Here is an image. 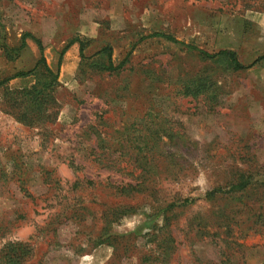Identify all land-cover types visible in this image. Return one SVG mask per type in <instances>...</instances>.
I'll use <instances>...</instances> for the list:
<instances>
[{
    "label": "rangeland",
    "instance_id": "rangeland-1",
    "mask_svg": "<svg viewBox=\"0 0 264 264\" xmlns=\"http://www.w3.org/2000/svg\"><path fill=\"white\" fill-rule=\"evenodd\" d=\"M25 33L57 77L52 88L39 66L0 88L4 255L148 264L170 239L167 264H264V60L234 71L144 38L250 65L264 55V0H0V80L38 60L31 38L17 56L2 48ZM72 39L87 59L73 44L57 69ZM104 48L119 70L96 68ZM34 87L38 106L12 94ZM140 151L154 156L146 177L129 160ZM241 179L243 191L202 198ZM179 199L195 201L168 209Z\"/></svg>",
    "mask_w": 264,
    "mask_h": 264
},
{
    "label": "trees",
    "instance_id": "trees-1",
    "mask_svg": "<svg viewBox=\"0 0 264 264\" xmlns=\"http://www.w3.org/2000/svg\"><path fill=\"white\" fill-rule=\"evenodd\" d=\"M27 38H31L36 43V45L38 47V50H39L38 60L36 61L35 65L32 69H30L28 71H18L9 77L1 79L0 80V88L5 86L9 81H11L13 79L24 78V77L33 75L37 71L39 66H42L46 75H48L54 79L52 81L53 84L51 85L52 88L54 87L57 74L52 72L51 69L48 67L46 60H45V57L43 55V48H42L41 42L38 39L32 37L29 33H25L22 35L20 46L17 49H14V50L7 49V47L5 45H3L2 48L4 49V51L6 53L9 54L10 52H14L15 56H17L18 53L25 47V43H26ZM144 38L145 39H151V38L166 39L169 42H173L175 44L182 45L184 48L188 49L189 51L196 52L199 56H201L202 58L207 59V60L224 59L228 63L229 67L234 71L246 70V69L250 68L253 64H255L261 60H264V55H262V56L258 57L257 59H255L250 65H244L238 60L237 55H236L235 51H233V50L225 49V50H220L214 54H209V53H206L204 51L197 49L194 46L187 45L185 43H180L179 41H177L173 37L167 36V35H164L161 33H153V34H150ZM73 44L78 45L79 57L82 60L87 59V57L84 53L86 50L85 49V45H86L85 42L79 41L78 39H72L59 52L58 59H57V69H59L61 66L62 59H63L65 52ZM102 53L105 56V59L103 60L102 64H99L98 67H96L97 69L113 72V71L119 70L126 62V61H122V62L118 63L117 65H114L112 62V59H111V50L109 48H104ZM97 60H95V62ZM124 60H126V59H124ZM51 87L49 86V88H51ZM12 94L20 95V97L21 96L27 97L29 103L32 105H35V106H38L40 103L42 104V102L46 98V96L43 94V92L38 91L36 87H34L31 91L13 92ZM144 152L145 151H140L138 154H134V156L130 157L129 160H133L134 163L138 164L137 165L138 168L141 169L138 176L146 177V176H149L148 174L153 172L155 165H153L154 164V159H153L154 156L149 155V154H143ZM249 184H250L249 181L241 179L239 181V183H237V184L230 185L226 188L214 189V190H211L209 192H206V193H204L202 198L203 199H210V198H213L217 195L240 192V191L245 190L249 186ZM133 188L134 187L129 186V189H133ZM134 190H136V189L134 188ZM128 192L133 193V190H129ZM135 192H138V190H136ZM126 194H127V191H126ZM194 201H195V199H179L175 203L168 205V209H172L174 207H185V206L192 204ZM171 242H172V240H170V239H166V240L162 241L160 243V245H158V249H160V252L157 253V256L154 257L153 259L146 257V259H147L146 262L149 261L148 264H154V263L167 264L169 262V259H170V248H171L170 243ZM4 252L5 251H3L2 249L0 250V264H15L16 263L15 255L14 254L4 255L3 254ZM221 264H223V263H221Z\"/></svg>",
    "mask_w": 264,
    "mask_h": 264
}]
</instances>
